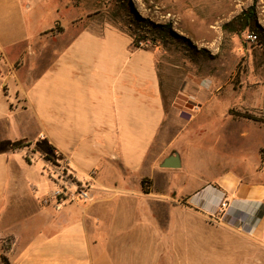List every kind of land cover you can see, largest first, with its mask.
<instances>
[{
	"label": "crops",
	"instance_id": "obj_1",
	"mask_svg": "<svg viewBox=\"0 0 264 264\" xmlns=\"http://www.w3.org/2000/svg\"><path fill=\"white\" fill-rule=\"evenodd\" d=\"M22 11L0 0V264H264V184L227 175L184 205L157 190L172 153L155 145L166 115L155 51L108 26L20 62ZM49 160L77 182L95 171L90 197L52 199Z\"/></svg>",
	"mask_w": 264,
	"mask_h": 264
},
{
	"label": "rangeland",
	"instance_id": "obj_2",
	"mask_svg": "<svg viewBox=\"0 0 264 264\" xmlns=\"http://www.w3.org/2000/svg\"><path fill=\"white\" fill-rule=\"evenodd\" d=\"M121 1H129L141 18L169 25L174 35L153 40L144 28L132 24L133 14L126 12L129 6H120ZM21 2L17 48L26 50L20 62L42 61L46 49L53 56L56 49H66L75 34L100 33L108 26L126 34L132 49L155 51L166 114L155 145L166 154H177L181 162L179 168L158 176L157 190L172 187L177 202L184 205L193 192L210 190L227 175L264 184V124L234 116L248 112L264 120V41L251 39L248 29L223 28L253 7L264 31V0ZM134 35L144 37L138 47ZM187 233L182 231L183 238L188 239Z\"/></svg>",
	"mask_w": 264,
	"mask_h": 264
},
{
	"label": "trees",
	"instance_id": "obj_3",
	"mask_svg": "<svg viewBox=\"0 0 264 264\" xmlns=\"http://www.w3.org/2000/svg\"><path fill=\"white\" fill-rule=\"evenodd\" d=\"M127 3H128V5H127ZM120 4H121L120 5L121 7H128L129 6L127 8L126 12L133 14L134 19L132 20V22H133L132 24H134L136 27L138 26L140 28H144V30L147 32V34L149 33L150 35H152L153 40H155L154 36L155 37L157 36L161 39H166L167 36L174 35V33L172 32L171 27L169 25L154 24V23H151L150 21H148L147 19H143V18L139 17L133 11L132 6L129 4V1H121ZM234 26H237L239 31H243V30L248 29L251 31V33H254L256 35V38L259 37V39H263V41H264V31L257 25V23L255 21V13H254L253 7H250L248 9L242 11L240 14L235 16L231 21L224 24L223 28L225 30L235 31ZM139 38L142 39L144 37H137V35H134L133 44L136 47H138L137 41L140 40ZM14 67H18V63L15 64ZM234 116L237 118L256 121V122H259L261 124H264L263 119H261L260 117H255L254 115H252L248 112L236 113ZM27 144L28 143L26 140H18L12 144V148L16 149V148L25 147V146H27ZM263 214H264V204L261 205V208L258 212V216H262ZM7 241H8V243H6ZM9 241H10V239H6V242L2 243L1 246H2L3 251H5L9 248V246H8ZM2 259H4L3 256H2Z\"/></svg>",
	"mask_w": 264,
	"mask_h": 264
},
{
	"label": "built area",
	"instance_id": "obj_4",
	"mask_svg": "<svg viewBox=\"0 0 264 264\" xmlns=\"http://www.w3.org/2000/svg\"><path fill=\"white\" fill-rule=\"evenodd\" d=\"M249 37L251 39H256L254 33H250ZM52 162L51 160H49ZM54 163H50V168L48 171L49 178L52 179L55 189L52 193L51 198L57 203L65 201H86L90 197V181L95 177V171H91L89 174V181L77 182L70 174H68L64 168L59 166H54ZM224 204H222L223 206ZM236 222H242V219L231 215L228 220V224L234 225Z\"/></svg>",
	"mask_w": 264,
	"mask_h": 264
},
{
	"label": "water",
	"instance_id": "obj_5",
	"mask_svg": "<svg viewBox=\"0 0 264 264\" xmlns=\"http://www.w3.org/2000/svg\"><path fill=\"white\" fill-rule=\"evenodd\" d=\"M160 166L165 169H177L181 166V162L177 154H172L166 157Z\"/></svg>",
	"mask_w": 264,
	"mask_h": 264
}]
</instances>
